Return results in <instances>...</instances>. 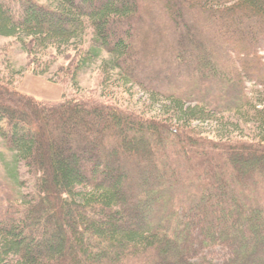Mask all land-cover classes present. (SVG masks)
Returning <instances> with one entry per match:
<instances>
[{"label":"trees","instance_id":"trees-1","mask_svg":"<svg viewBox=\"0 0 264 264\" xmlns=\"http://www.w3.org/2000/svg\"><path fill=\"white\" fill-rule=\"evenodd\" d=\"M0 38L42 75L41 53L81 44L68 76L101 64L169 113L40 102L0 70V135L34 179L0 178V264H264V0H0Z\"/></svg>","mask_w":264,"mask_h":264},{"label":"rangeland","instance_id":"rangeland-1","mask_svg":"<svg viewBox=\"0 0 264 264\" xmlns=\"http://www.w3.org/2000/svg\"><path fill=\"white\" fill-rule=\"evenodd\" d=\"M45 3H51L52 0H42ZM91 32L84 38V44L91 39ZM82 43V41L80 42ZM79 47V48H78ZM81 44L71 45L58 50H50L46 53H41L38 56L39 71L50 68V72L42 75L36 72V66H30L32 57L24 50L23 46L16 38H0V70L11 73L18 69L15 80L17 81L18 89L30 95L40 102L59 103L66 97L73 98L82 94L105 95L109 99H113L124 107L142 111L154 117H168L169 113L166 104H159L152 100L141 87L127 85L119 77L112 74V78L108 79L101 68V64H95L83 71L79 79L76 80L68 76L69 74L61 70V67H68L71 63L70 55L77 56L78 49ZM108 55V54H107ZM53 56H56L53 58ZM109 58V55L106 58ZM55 60V61H54ZM11 70V71H10ZM9 71V72H8ZM79 83V84H77ZM172 118H178L174 112H171ZM233 117V116H232ZM237 120L236 117L232 118ZM240 124L241 129L235 127H227L226 125H218L214 122L195 121L191 125L200 130L205 135L211 137H229L240 136L244 138L255 139L257 129L253 124ZM0 178L6 183H9L18 188L20 194L30 196L34 189V179L32 178L26 164L22 161H17L15 154L9 150L4 138L0 135ZM222 257L226 251L219 249Z\"/></svg>","mask_w":264,"mask_h":264}]
</instances>
